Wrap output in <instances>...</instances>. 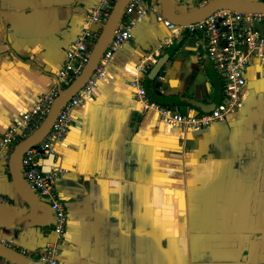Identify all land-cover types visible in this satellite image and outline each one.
Segmentation results:
<instances>
[{
    "label": "crops",
    "instance_id": "obj_1",
    "mask_svg": "<svg viewBox=\"0 0 264 264\" xmlns=\"http://www.w3.org/2000/svg\"><path fill=\"white\" fill-rule=\"evenodd\" d=\"M101 1L0 0V141L41 97L71 84L58 71L83 27L98 41L104 24L90 20ZM143 8L62 140L37 159L54 174L68 217L59 262L264 264V64L251 60L243 105L224 122L170 128L157 108L196 112L186 101L210 108L222 84L195 38L157 21L158 0ZM136 81L148 103L137 99ZM11 182L0 154V202L25 216ZM54 240L51 224L15 226L0 216V244L33 260Z\"/></svg>",
    "mask_w": 264,
    "mask_h": 264
},
{
    "label": "built area",
    "instance_id": "obj_2",
    "mask_svg": "<svg viewBox=\"0 0 264 264\" xmlns=\"http://www.w3.org/2000/svg\"><path fill=\"white\" fill-rule=\"evenodd\" d=\"M154 1L157 0H131L126 5L123 12L127 16L126 20L118 23L92 75L61 109L42 142L28 150L20 160V173L25 184L38 199L47 203L51 210V230L55 235V240L38 252L37 261L42 264H60L58 256L68 217L65 206L53 191L54 174L43 173L37 166V159L46 153L52 144L62 140L70 126L73 110L85 97L90 96L97 81L104 76V68L114 52L131 39L136 24L131 15L143 16L147 9H139L140 6L143 3ZM200 2L201 0H173L174 5L180 9L197 7L201 4ZM112 7L113 0H102L92 11L91 23L95 26H102L109 17ZM157 21L162 22L173 34L185 33L195 38L204 47L222 84V99L218 106L209 113L192 110L179 113L170 108H157L165 124L170 128L196 130L224 122L228 115L239 111L243 105L246 69L254 58L264 64V14L218 11L184 26H176L163 16H158ZM97 37V33L90 32L88 28L81 29L77 38L65 52L64 61L57 75L61 83L67 86L81 73L89 60ZM147 69L148 66L142 67L140 71ZM132 84L137 90V99L148 103L144 89L138 86L137 81ZM56 97L57 92L54 91L41 97L31 112L10 124L0 141V154L6 162L14 147L24 137V133L41 124Z\"/></svg>",
    "mask_w": 264,
    "mask_h": 264
},
{
    "label": "water",
    "instance_id": "obj_3",
    "mask_svg": "<svg viewBox=\"0 0 264 264\" xmlns=\"http://www.w3.org/2000/svg\"><path fill=\"white\" fill-rule=\"evenodd\" d=\"M130 1L131 0H117L108 19L103 25L102 34L94 45L89 60L81 73L68 87L59 92L39 128L30 136L19 142L12 150L8 160L9 174L12 179L11 183L19 199L28 207L27 215L19 217L0 202V216L9 220L13 225L24 227H46L51 224V210L49 205L38 199V197L27 187L21 177L20 160L28 150L42 142L45 136L49 133L61 109L83 87L92 75L112 39L113 33L120 22L126 5ZM158 2L162 7L163 16L176 26H184L199 21L218 11L264 14V2H261V0H211L207 4L198 8H183L182 13L175 12L176 10L174 7L176 6L174 5L173 0H158ZM220 98L221 89L218 90L217 96L210 108L209 106L195 101L190 103L186 101L184 104L192 107L193 110L197 112L209 113L218 106ZM205 107L208 109H204ZM0 258L13 264H42L39 261L33 260L23 253L2 244H0Z\"/></svg>",
    "mask_w": 264,
    "mask_h": 264
},
{
    "label": "rangeland",
    "instance_id": "obj_4",
    "mask_svg": "<svg viewBox=\"0 0 264 264\" xmlns=\"http://www.w3.org/2000/svg\"><path fill=\"white\" fill-rule=\"evenodd\" d=\"M19 200H20V199H19ZM20 201H21V200H20ZM21 204L24 205V206H26L22 201H21ZM5 206H6V205H5Z\"/></svg>",
    "mask_w": 264,
    "mask_h": 264
}]
</instances>
